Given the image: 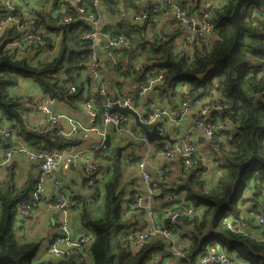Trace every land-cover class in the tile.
Returning a JSON list of instances; mask_svg holds the SVG:
<instances>
[{
  "label": "trees",
  "instance_id": "trees-1",
  "mask_svg": "<svg viewBox=\"0 0 264 264\" xmlns=\"http://www.w3.org/2000/svg\"><path fill=\"white\" fill-rule=\"evenodd\" d=\"M25 1H16L15 7L21 10ZM38 1L41 6L44 4V8H35L32 13L37 26L44 31V46L52 55L43 59L40 55L44 46H29L27 51L30 49L33 52L18 57L17 49L6 47L10 39H15L11 29L5 30L0 37V121L9 124L15 139L24 142L35 152L62 149L66 144H80V141L63 138L51 140L43 133V126H35L28 121L23 98L15 90L21 86V81L27 80L44 97L47 96L54 107L56 103L64 104L67 111L63 113L76 115L80 111L78 101L84 92L80 80L86 73L88 57L93 52L90 44L81 39L89 27L85 20L78 19L75 9L69 7L65 13L54 16L45 6L51 3L50 8L56 7L57 0ZM137 1L123 0V13L127 7L136 13L145 10L149 17L146 22L133 25L123 16L114 27L106 26L114 34L126 35L130 46L119 49V58L115 61L111 60L108 50L96 52L103 65L101 73L108 97L114 98L122 92L126 80L139 84L149 76L162 73L163 83L157 85L154 89L156 92L169 93L168 97L174 98L179 94L178 88L184 85V90L194 100L213 99L219 105H225L223 115L230 118L234 128L233 133L220 131L215 136L216 140L217 136L228 140L229 149L222 151L220 173L208 181L194 172L188 175L182 168L177 176L164 169L167 178L161 184V192L172 191L177 196L182 195L184 204H165L159 212V224L165 223L166 213L170 211H179L188 206L194 211L202 208L201 215L187 217L184 224L175 226L178 239L183 243L182 250L192 262L205 245L212 243L235 261L264 264V240L234 233L224 224L226 218L236 219L242 213L239 203L242 206L255 204L264 196V166L259 162L244 170L233 189L237 164L247 160L253 152L264 156V73L253 72L257 60L264 54L263 32L256 27L257 23L262 24L264 0H176L190 16L198 15L204 7L203 3L208 1L209 6L205 9L209 15L207 20L217 34L210 45L196 38L193 46L183 44V29L178 24L172 23L169 28H163L158 22L150 23L151 18L161 12L154 13L149 3L144 5L146 8L143 10L140 7L142 3L135 4ZM83 4L92 10L88 0H83ZM235 6H238L239 32L233 46L235 24L231 15ZM106 8L109 9V17L122 14L114 2H107ZM65 16H71L75 21L56 25ZM51 32L58 37V41L49 35ZM68 84L77 86L76 93L67 91ZM88 84H91L90 80ZM103 100L96 101L95 108L99 112H102ZM137 129L142 135L141 129ZM132 144L129 141L127 145ZM111 146L110 153L101 154L108 165L103 181L95 188L86 187L91 197L102 201L100 215L93 214L88 198L77 196L84 231L91 235L89 253L92 264H147L152 255L164 246L157 241L138 251L131 249L126 232L130 224L121 215L125 198L122 157H125L123 152L126 146ZM29 164L31 168L27 181L21 187H16L11 181L0 184V264H87L71 259L39 258L38 243L19 236L15 228L18 204L23 200L29 201L33 208L39 204L33 198L38 167L34 162ZM247 188L253 191L251 196L245 195ZM129 193L130 197L133 191Z\"/></svg>",
  "mask_w": 264,
  "mask_h": 264
},
{
  "label": "built area",
  "instance_id": "built-area-1",
  "mask_svg": "<svg viewBox=\"0 0 264 264\" xmlns=\"http://www.w3.org/2000/svg\"><path fill=\"white\" fill-rule=\"evenodd\" d=\"M16 1L21 0H0V37H2L5 30L11 29L15 39H10L6 47L15 51L17 49L18 57H23L28 52H33L30 49L27 51L29 46H44L45 43L42 36L44 31L37 26L36 18L32 12L27 10L22 13L19 8L15 7ZM88 2L92 10L85 7L83 0H62V3L65 4L64 9L66 10L69 7L75 9L78 19L85 20L89 27L81 35V39L90 44L93 52L88 57L86 73L80 80V84L84 87V92L82 99L78 101V106L85 117L80 118L55 109L50 99L42 94L34 97L30 102L32 108L43 116V133L47 134L51 140L55 138L74 139L79 140L80 144H66L62 149L50 148L35 152L24 142L15 139L14 132L9 124L0 121V169L8 173L15 157L26 163L34 162L38 167L33 198L39 205L57 212L60 216L56 234L43 250V254H46V259L61 261L71 259L92 264V257L89 253L91 235L87 232L76 234L70 220L71 216H69L72 211L76 210L78 213L81 204L78 199L71 196L68 184L61 179V172L81 170L86 178V187L91 189L97 187V184L103 181L105 173L108 172L107 161L101 154L103 152L106 154L110 153L111 147L108 148L106 146L105 138L110 135L108 129H113L117 132L126 133L130 140L137 145L160 144V154L163 157L173 161L179 160L181 168L188 175L194 172L196 176L205 178L208 181L210 168L197 163V138H195L193 132L196 129L199 130L204 141L210 147H213L217 133L220 131L233 133L234 128L230 118L223 115V111L226 108L225 105L221 106L213 99L211 101L194 100L184 90L185 87L182 85L178 88L180 106L175 119L180 122L194 110L195 123L191 130H187L183 134L178 135V137L173 138L172 143L168 140L150 143L143 134L136 135L129 128L134 122L133 118L127 113L113 112L111 109L115 105L133 109L138 115V120L144 125L147 127L155 125L157 126L158 134L168 135L167 123L172 120V116L167 106L159 105L157 107L151 105L144 107L141 105L142 102L139 101L150 91H153L157 85L163 83L162 73L149 76L132 89L122 91L114 98H109L106 83L102 79L101 69L103 65L101 58L98 57L96 52L98 50H108L110 51L111 60L115 61L119 58L117 51L121 48H128L130 40L124 34H114L107 27L101 26L100 6L102 0H88ZM150 4L154 13L163 12L165 5H170L173 8V23L178 24L183 29V44L193 46L195 39L200 38L202 43L210 45L213 38L216 37V30L213 29L207 20L209 15L205 9L209 6L208 1H205L203 3L204 7L199 10L198 15L200 17H197L198 15L196 14L190 16L179 5V1L176 0H152ZM50 7H52L51 3L45 6L49 12L52 9ZM60 7V2L57 0L56 7H53V10L59 12ZM148 18L147 11L144 10L134 13L129 22L133 25L142 24ZM261 20L262 24L257 23L256 27L263 32L264 36V15ZM74 21L73 17L65 16L56 25L62 26ZM156 21L157 16H154L151 18L150 23L156 24ZM49 35L58 41V37L53 32ZM50 54L48 48L45 47L40 56L44 59L49 57ZM257 61L253 72L264 73V54ZM89 80L95 88L92 93L88 91L89 84L87 83ZM66 88L70 94L76 93L77 86L68 84ZM101 98L104 100L101 105L102 112H99L95 106L96 101L98 99L101 100ZM138 101L139 104L137 105ZM173 132L177 131L173 129ZM110 140L112 145L111 135ZM125 157L127 162H131L133 159L130 153L129 155L125 154ZM148 157V151L144 150L139 154L137 162L144 191L139 193L134 189L125 188V198L121 205L122 218L130 224L126 232L131 249L138 251L151 242H162L163 249L156 251L147 264H165L167 261L170 264H250L242 260H233L212 243L205 245L193 262L189 259L182 250L183 243L178 239V232H176L175 226L184 224V221H186L184 219L187 217H198V211H194L190 206L184 207L179 211H170L166 213L165 223L159 224V212L165 204L172 202L184 204V200L182 195L177 196L172 191L161 192V184L166 181L167 176L161 167L152 174L147 168ZM179 178H182V176ZM131 191H133V194L129 197L128 192ZM160 193H162V197H159ZM128 201L129 203H127ZM248 206V215L241 213L236 219L232 217L226 218L224 220L225 227L234 233H243L250 237L264 240V196L262 199L256 200L255 204H248ZM95 209H98V207L96 206ZM33 213L34 208L29 201L23 200L18 204L16 217L19 219L26 222ZM93 214H95V211H93ZM78 216H80L79 213ZM251 218L261 232L252 233L249 228L251 227V225L249 226ZM144 220L146 223L142 228L138 227L137 224H133V222L138 221L142 223Z\"/></svg>",
  "mask_w": 264,
  "mask_h": 264
},
{
  "label": "crops",
  "instance_id": "crops-1",
  "mask_svg": "<svg viewBox=\"0 0 264 264\" xmlns=\"http://www.w3.org/2000/svg\"><path fill=\"white\" fill-rule=\"evenodd\" d=\"M28 1V0H27ZM25 1L24 5L21 7V12L24 13L25 11L29 10V12H33L35 8H44V4L38 3L39 1L34 0L33 3L28 7V2ZM111 1L112 3H116L118 8L122 11L121 16L115 17V16H108V10L107 2ZM60 2V11L66 12L67 10L64 9V3H62V0H59ZM152 0H139L135 2V4H140V7L144 10L146 5L151 3ZM109 4V3H108ZM145 5V6H144ZM123 0H102V4L100 6L101 10V26L106 27L107 25H110L114 27L116 23L124 16L126 21L129 22L131 16L136 13L132 8L127 7L126 11L123 13ZM163 12L159 13L157 15V21L158 25L163 28H169V26L173 23V8L170 5L164 6ZM53 10V8L50 10V12L55 16L57 13ZM49 12V10H48ZM115 17V18H114ZM116 28V27H115ZM88 84V83H87ZM127 84V85H126ZM20 87L15 90L16 94L21 96L23 98L22 104L24 107V110L27 113L26 118L28 121L35 126H43L44 125V118L42 115H40L38 112H36L30 102L31 100L39 96L41 93L38 90V88L31 84L29 81H21ZM137 84L130 82L129 80L125 81L124 89L123 91H128L132 89ZM95 88L93 84L88 85V91L91 93L94 92ZM169 93L164 94L162 91L156 92L155 90L150 91L148 94L144 96L143 99H140L139 101L142 102L141 105L144 107L147 106H159V105H166L168 110L171 113L172 120L168 121V136L173 139L175 137H178V135L183 134L187 130L190 131L195 123V113L194 110L190 112L189 115H187L183 120L180 122H177V119H175L176 115L179 112V106H180V100H179V94L174 97H168ZM55 109L59 111H67V107L64 104H57ZM142 109V108H141ZM80 118H84L85 115L80 109V111L74 115ZM129 128L136 134L139 135L140 131L136 128L134 124H131ZM173 129H175L177 132H173ZM109 134L111 135L112 139V145L113 140L118 142L119 145L126 146L123 154H131V157L133 158L131 162H127V158L122 157L124 159L123 161V169L122 172H124L125 177V188L127 189H134L135 191L141 193L144 191V186L141 182V177L138 169V156L142 151H148L149 153V163L147 164L148 170L153 174L155 170L159 169V167L163 169H167L172 175H178L181 169V164L179 160H171L163 157L160 154V144L153 143L151 145L146 144H140L137 145L136 143L132 145H127L130 140L129 136L124 132H117L113 129H108ZM193 135L195 138H197V144H196V155L198 156L197 163L209 166L210 168V178L215 176V174L220 173L219 166L222 165V151L229 149V142L224 137L217 136L218 139L216 140V144L214 149L211 150L212 147L208 145L206 141H204V138L201 136V133L199 130L196 129V131L193 132ZM201 139V140H200ZM133 143V142H132ZM221 144V145H220ZM112 147V146H111ZM113 147H115L113 145ZM111 151V149H110ZM109 151V152H110ZM136 159V162L134 161ZM30 164L26 163L25 161H22L20 158L15 157L13 164L9 167L8 173L7 171L0 169V184L6 183L8 181H11L13 185L16 187H21L23 184L26 183V178L28 171L30 170ZM61 179L65 183L68 184L69 191L72 197H75L78 199V197H84L88 198L90 201V207L92 208V211H95L94 215H99L101 213L102 209V201L98 199H94L90 196V190L86 188V178L85 175H83V172L81 170L76 171H65L60 173ZM128 194H130L128 192ZM253 193L252 191L247 188V191H245L246 196H251ZM78 196V197H77ZM80 203V202H79ZM96 206L98 209H95ZM239 208L242 210V214L248 215L247 206H242L241 203H239ZM80 209L79 207L78 213L80 215ZM202 209V208H201ZM77 211L70 212L69 216L70 220L73 225V230L76 234H82L86 233L84 231L81 216H78ZM16 216V215H15ZM15 228L18 229L19 236H23L24 240L32 239L35 242L38 243V250L41 247V249H45L48 245V242L51 238H53L56 234V228L57 223L59 221L60 216L57 212L52 211L50 209H46L41 205H37L36 208H34V213L29 216V218L25 221L19 219L18 217H15ZM251 227H249L252 230L253 234H256L258 232H261L260 228H257L252 220L250 219ZM145 220L133 222V224H137L138 227H144L145 226ZM249 229V231H250ZM37 250V253H38ZM165 264H170L168 261Z\"/></svg>",
  "mask_w": 264,
  "mask_h": 264
},
{
  "label": "water",
  "instance_id": "water-1",
  "mask_svg": "<svg viewBox=\"0 0 264 264\" xmlns=\"http://www.w3.org/2000/svg\"><path fill=\"white\" fill-rule=\"evenodd\" d=\"M237 11H238V6H235V8H234V10L232 12V15H231L232 19L234 21V24H235V33H234V39H233V42H234L233 46H235V44H236V40H237V36H238V32H239V24H238V21H237ZM111 111L118 112V113H127V114H129L134 120L133 124L137 128L141 129L145 139H147L150 143H153V142H156V141H159V140H168L171 143L173 142L172 139L169 138L168 135H161L160 133L158 134L157 126L154 125L152 127H147L146 125H144L140 120H138V115L133 109H130V108H127V107H119V106L115 105L111 109ZM105 144H106V146L108 148L111 147L110 135L106 136ZM254 162H259V163H261V165L264 166V156L260 155L257 152H253L251 154V156L247 160L242 161V162L237 164V170H236V173H235L236 174V178H235V182H234V185H233V189L235 188L236 184L241 179V177L243 175L242 173L244 172V170L247 167H249L250 165H252ZM159 195H160L159 197L163 196L162 193H160Z\"/></svg>",
  "mask_w": 264,
  "mask_h": 264
},
{
  "label": "rangeland",
  "instance_id": "rangeland-1",
  "mask_svg": "<svg viewBox=\"0 0 264 264\" xmlns=\"http://www.w3.org/2000/svg\"><path fill=\"white\" fill-rule=\"evenodd\" d=\"M33 1L34 0H28L27 2H28V7L33 3ZM32 6V5H31ZM45 9H47V8H45ZM48 10V9H47ZM113 145L115 146V147H117L118 145H119V143L117 142L116 143V141L115 140H113ZM215 145H217L216 144V141H215V144L213 145V147L211 148V150H213L214 149V147H215ZM246 191H247V189H246ZM201 211H202V209H198V215H201ZM43 250L44 249H41V247L39 248V250H38V253H37V255L39 256V258H42V256H43V259H46V254H43Z\"/></svg>",
  "mask_w": 264,
  "mask_h": 264
}]
</instances>
